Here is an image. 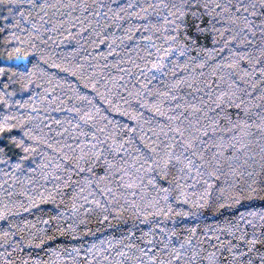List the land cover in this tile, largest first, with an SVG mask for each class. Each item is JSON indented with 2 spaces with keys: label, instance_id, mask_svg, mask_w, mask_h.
<instances>
[{
  "label": "snow or ice",
  "instance_id": "6c2138e0",
  "mask_svg": "<svg viewBox=\"0 0 264 264\" xmlns=\"http://www.w3.org/2000/svg\"><path fill=\"white\" fill-rule=\"evenodd\" d=\"M110 3L107 13L104 12L106 5L103 2L95 5L82 2L80 8L86 12L89 7H95L97 26L101 18L108 19V13H111L113 19L110 24L114 23L117 30L126 16L130 18L134 14L133 9L141 16L163 18V25L155 28L161 33V36L155 37L160 46L150 45L151 51H146L138 64H132L134 72H129L127 78H116L125 80L123 87L116 80L112 87L105 82L103 93H97L113 111L123 112L135 123L132 127L127 123H113L99 106L91 103L86 111L75 107L70 109L76 114V123L72 128L79 129L81 143L75 144L73 138L72 145H61L55 149L57 153H66L62 155V160L67 163L63 165L61 175L55 177V182L47 186V194L45 188H40L38 193L20 192L18 196L4 191L0 197V240L4 247H10L12 251L24 243L39 246L46 240L54 242L56 236L70 233L81 236L78 229L87 222V215L95 211L92 205L105 212L111 208L109 215L130 210L145 218L156 216L167 219L176 215L195 217L209 209L216 212L226 205H240L258 194L264 197V0H151L147 3L135 0L122 6H118L115 0H110ZM0 5L6 6L7 0H0ZM43 7L38 11H42ZM63 7L74 8L75 5ZM8 12L13 10L9 8ZM121 12L126 15H119ZM72 20L81 23L75 17ZM75 23H69L68 27L73 28ZM104 27L109 28L110 25ZM137 28L139 25L129 28V31L135 32ZM53 30L45 28L44 32ZM29 31L34 36L27 39L15 34L9 36L8 39L18 46L4 57L5 62L22 61L25 57L31 60L32 54L47 63L44 49L38 48L34 42L41 35L37 25L33 24ZM169 31L172 34L166 35ZM21 48L27 50L21 51ZM191 50L197 51L195 57L188 56ZM225 52L227 57L223 55ZM213 60L216 62L207 74L204 71L188 72L190 65L194 72L197 67L207 68ZM39 61L32 69L21 71V76H36ZM193 61L198 63L193 64ZM25 67L16 65L18 71ZM181 70L185 74L178 76ZM4 72L5 68L0 67V74ZM127 80L132 81L131 89ZM154 82L158 87H152ZM88 86L95 89L97 84L93 81ZM117 90L124 92L128 99L119 97ZM132 100L138 102L139 112L130 105ZM145 108L150 109L154 116L145 119ZM8 119L0 124V133L13 126ZM149 123L151 128L146 127ZM60 124L61 121H55L57 127ZM64 131L63 127L58 132L48 128L45 139L25 127L23 136L52 148L53 145L48 143L51 139L49 134L59 136ZM13 140L16 138L13 137ZM253 143L257 144L261 157L258 173L255 161L251 165L248 163L256 155L251 148ZM25 151L28 149L25 148ZM121 153L122 156L119 155ZM246 168L251 170L245 171ZM97 171H102L104 175L97 177ZM74 175L79 177L77 181L72 180ZM65 176L67 179H62ZM112 176L118 181L115 191L110 186H103L101 191L102 181ZM143 176L149 178L147 185L142 182ZM107 184L111 185L112 180L107 179ZM70 186L75 188L73 197H69L73 200L74 222L64 227V216L57 215L43 220V225L49 227L53 235L38 230L21 236L31 225L26 219L21 221L20 214L29 213L41 200L59 202L57 195L63 194L61 190ZM93 186H96L99 198L95 197ZM137 187L145 194L151 189L152 194L145 198L140 193H134L138 199H132L127 208L124 203H119L118 197L123 196L126 202L129 201L128 190ZM189 188L194 191L190 193ZM88 194L94 196L90 202ZM75 198L81 200L80 205L75 203ZM178 202L181 207L174 212ZM83 203H88L89 207L84 208L86 215L80 219L79 208ZM64 213L67 215L68 209H64ZM244 215L255 218L257 212L242 214L237 224L243 221ZM261 219L264 220V215ZM251 223V220L244 221V224ZM187 231L188 234L179 243H172L168 238L159 247L154 245L155 254L138 249V256L128 258L121 252L115 255L114 261H110L109 255H102L103 250L96 251L92 245L86 255L91 264H128L129 259L132 264H222L223 252L227 257L223 264H257V261L264 264V228L253 227L249 234L246 228L229 226L228 235L237 242L233 244L230 239L220 242L219 247L212 244L211 251L205 248L209 240L200 238L197 242L196 226ZM174 235L175 230L169 234L170 237ZM129 248L135 249V246ZM70 250L80 254L79 249ZM92 251H96L95 256ZM56 255L60 253L56 252ZM66 259L72 258L68 256ZM35 264H39L38 258Z\"/></svg>",
  "mask_w": 264,
  "mask_h": 264
},
{
  "label": "trees",
  "instance_id": "16d2710c",
  "mask_svg": "<svg viewBox=\"0 0 264 264\" xmlns=\"http://www.w3.org/2000/svg\"><path fill=\"white\" fill-rule=\"evenodd\" d=\"M82 2L89 5L103 2L106 5L105 13L111 6L110 0H7L6 6L0 5V53H3V56H0V67L5 68V72L0 74V124L10 118L8 122L13 125L0 133V197L4 191L13 192L18 196L20 192L38 193L40 188H45V194H47V186L55 182V177L61 175L62 167L67 163L62 160V155L66 153H57L55 149L61 145H72L73 138H75V144L81 143L78 136L79 129L72 128V125L76 123V114L70 109L75 107L86 111L91 103L99 106L103 114L113 123L121 125L127 123L129 127L135 123L128 116L123 115V112L113 111L112 107L104 103L97 93H103L105 82L109 87H112L113 81L117 77L127 78L129 72H134L132 64H138L140 58L145 56L146 51H151L150 45L160 46L155 37L161 36V33L157 32L155 28L163 25V18L158 20L155 15L141 16L133 9L131 11L134 14L130 18L126 16L125 21L117 30L114 23L110 24L113 19L111 13H108V19L101 18L97 26L94 18L95 7H89L86 12L82 11L80 8ZM128 2H135V0H115L118 6ZM141 2L147 3L151 0H141ZM42 5H44L42 11H38ZM64 5H75V7H63ZM9 8L13 10L12 13L8 12ZM114 11L115 9H113ZM119 15L126 14L121 12ZM73 17L81 23H75L72 20ZM89 19H91L90 25ZM206 20L207 18H205V22ZM69 23H75V26L69 28ZM33 24L37 25V29L41 33L40 38L34 42L38 48L44 49L47 63L39 61V56L32 54H30L31 60L25 57L22 61L5 62L4 57L18 46L15 41L8 39L9 36L15 34L21 39L34 36L29 31ZM85 25L88 26L84 27ZM105 25H110V27L105 28ZM137 25L139 28L135 32L129 31V28ZM82 27L83 31H81ZM45 28L55 30L44 32ZM171 34L170 31L166 33V35ZM6 40L8 41L7 46H5ZM26 50V48H21V51ZM196 55V50H191L188 53V56L195 57ZM223 55L227 57V52ZM201 58H203L202 53ZM38 61L36 76L30 78L21 76V71L32 69ZM183 62L181 61V63ZM215 62L213 60L205 69L197 67L194 72L190 65L188 72L195 74L204 71L207 74ZM196 63L198 62L193 61V64ZM17 64L26 67L18 71ZM184 74L185 72L181 70L178 76ZM29 79H31V83H29ZM93 81L97 84L95 89L88 86ZM116 83L123 87L125 80H116ZM131 83V80H127L129 89H131ZM5 84L8 85L7 88L4 87ZM26 84L27 87L24 86ZM152 87L156 88L158 85L154 82ZM117 93L119 97L128 99L124 92L117 90ZM112 103L115 104L116 101L113 100ZM130 105L137 112L140 111L137 101H130ZM144 114L145 119L154 116V113H151L148 108L144 109ZM57 120L61 121L58 127L55 125ZM49 121L53 123L49 124ZM151 126L150 123L146 125L148 128ZM25 127L33 129L34 135H40L45 139L48 128H52L53 132H58L59 128L63 127L65 131L59 136L49 134L51 139L48 140V143L53 145L52 148H49L46 143L31 141L24 137ZM13 137L16 138L15 141ZM20 140H23L24 143L20 144ZM25 148L28 151H25ZM251 148L256 152V155L248 163L251 165L254 160L255 171L258 173L261 163L259 148L256 143H253ZM78 151L79 149H77ZM84 151H88V149L84 148ZM119 155L122 156L123 153ZM17 165L19 166L17 167ZM57 165H61V167H57ZM250 170L245 169V171ZM103 175L102 171L96 172L97 177ZM62 179H67V177H62ZM78 179L79 177L75 175L72 177L73 181ZM107 179L112 180L111 185L107 184ZM107 179L102 181L100 190L102 191L103 186H110L115 191V185L118 183L115 176ZM148 179V176H143V184L147 185ZM95 187L93 186L94 195L99 198V192L95 191ZM217 187L219 186L217 185ZM74 190L73 186L62 189L63 194L57 195L59 202L41 200L29 213H21L20 220L26 219L31 225L30 229L21 233V236L38 230L47 235H53L51 229L43 225V220L57 215L64 216V227L73 223L75 219L72 217L71 208L73 200H70L69 197H73ZM188 191L191 193L194 189L189 188ZM134 193H140L145 198L152 194L151 189L148 194L143 193L139 187L135 190L129 189V201L126 202L123 196H120L118 197L119 203H124L127 208L132 199H138ZM93 198V194L87 195L89 202ZM108 199L111 200L112 197H108ZM75 203L80 205L81 200L75 198ZM101 203H104L103 199H101ZM218 203H224V201ZM88 207V203H83V206L79 208L78 218L85 217L84 208ZM92 207L95 211H91V214L87 215V222L78 229L81 236H77L75 233L56 236L54 242L46 240L39 246L24 243L15 251H12L10 247H4L0 240V264H25V261L27 264H35L37 258L39 264H91L86 253L89 251V246L92 245L95 246L96 251L103 250L102 255H109L110 261H114L115 255L121 252H124L125 257L128 258L138 256V249L155 254L154 245L159 247L168 238L172 243H179L188 234L187 230L191 226L198 228L197 242L200 238L210 241L205 245V248L211 251L212 244L219 247L222 241L231 239L233 244L237 242L234 237L228 235L229 226L246 228L249 234L253 227L264 228V220L261 219V216L264 215V197L259 194L251 200L242 201L240 205H226L216 212L210 209L204 210L195 217L176 215L175 218L167 219L156 216L145 218L130 210L123 211L122 214L112 213L109 215L111 208L105 212L96 208L95 205ZM180 207L178 202L173 211L175 212ZM64 209H68L67 215H65ZM249 211L257 212V216L252 218L244 215L243 221L237 224L239 217ZM105 216L107 219H103ZM249 220L252 221L251 225L244 224V221ZM173 230H175V235L170 237L169 234ZM128 233L132 234L128 235ZM131 245H134L135 249L129 248ZM70 249H79L80 254L77 255ZM96 251H92L91 254L95 256ZM56 252H59L60 255L57 256ZM68 256L72 259H66ZM226 259V255L222 252V264ZM128 264H132L130 259Z\"/></svg>",
  "mask_w": 264,
  "mask_h": 264
}]
</instances>
